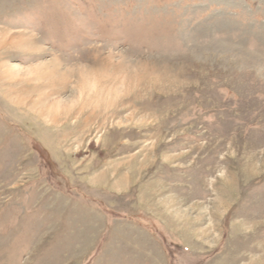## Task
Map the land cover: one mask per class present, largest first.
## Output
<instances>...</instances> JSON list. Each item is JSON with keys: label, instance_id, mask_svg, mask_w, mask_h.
I'll return each mask as SVG.
<instances>
[{"label": "rangeland", "instance_id": "obj_1", "mask_svg": "<svg viewBox=\"0 0 264 264\" xmlns=\"http://www.w3.org/2000/svg\"><path fill=\"white\" fill-rule=\"evenodd\" d=\"M0 264H264V0H0Z\"/></svg>", "mask_w": 264, "mask_h": 264}]
</instances>
